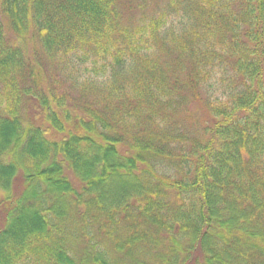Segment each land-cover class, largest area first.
<instances>
[{
    "label": "trees",
    "instance_id": "16d2710c",
    "mask_svg": "<svg viewBox=\"0 0 264 264\" xmlns=\"http://www.w3.org/2000/svg\"><path fill=\"white\" fill-rule=\"evenodd\" d=\"M146 1L0 0V264H264V0Z\"/></svg>",
    "mask_w": 264,
    "mask_h": 264
},
{
    "label": "rangeland",
    "instance_id": "374dc122",
    "mask_svg": "<svg viewBox=\"0 0 264 264\" xmlns=\"http://www.w3.org/2000/svg\"><path fill=\"white\" fill-rule=\"evenodd\" d=\"M239 1V0H238ZM238 1L236 4H234V2H231L234 8H238ZM151 1H146L145 3H143L141 5L140 8H138V6H134L131 7L130 9H128L126 6L123 10V18L126 22H131V21H135L137 19H142L144 14L143 12H150L151 10H153V14L158 13L162 8H164V2L159 0L156 6L153 5H149L147 6L145 9H142L143 5L150 3ZM166 12H168L170 14L169 17V23L168 25H175L177 18L169 9H165ZM159 42V41H158ZM171 56V52L166 50L163 51L161 53L160 59L161 61H167L169 59V57ZM98 58H95V60ZM73 62L71 64H69L68 66H66L63 69V64H56V62L54 61H50L46 64V76L48 77V80L55 84V90H63L66 88V84L63 83V80L67 79V75L70 74L72 72V68L74 67V63L78 62L81 63V61L79 59H71ZM98 62H100V60H98ZM86 63H90V61H87ZM80 69H76L78 72L83 71V65H81L79 67ZM191 105H188V103H183L182 106V112L178 115V117L185 122L186 125V130L188 131V135H195V136H200L201 135V128L200 126H197L194 122V119H187V115H188V110L191 109L190 108ZM196 115V111H193V115H191V118H193ZM176 117V116H175ZM193 121L191 124L189 122Z\"/></svg>",
    "mask_w": 264,
    "mask_h": 264
}]
</instances>
